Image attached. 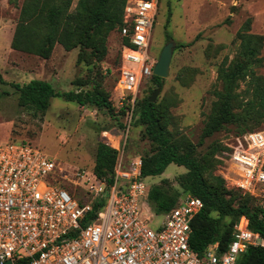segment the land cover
I'll return each instance as SVG.
<instances>
[{
  "label": "rangeland",
  "instance_id": "1",
  "mask_svg": "<svg viewBox=\"0 0 264 264\" xmlns=\"http://www.w3.org/2000/svg\"><path fill=\"white\" fill-rule=\"evenodd\" d=\"M22 1L0 0V72L5 80L0 82V141H26L43 150L58 165L56 183L82 200L84 188L75 173L93 171L96 144L105 140L103 129L113 127L107 144L117 153L127 134L123 149L126 162L137 155L142 159L151 149L150 142L143 136V125L135 120L134 110L137 100L151 94L156 84L143 81L133 101L130 96L120 98L116 81L123 52L116 29L108 35L106 52L100 59L90 54L81 60L79 47L66 50L60 44H55L46 59L13 49L11 39ZM76 1L73 0L71 8ZM247 18L251 19L250 32L264 37V0H159L149 51L158 59L163 45L169 41L167 33L175 46L168 75L161 78L156 98L168 97L174 103L171 107L173 123L169 127L174 133L179 131L186 135L195 144L198 155L214 143L236 146L241 142L235 124L202 140L201 132L215 99L213 90L221 87L218 67L237 56L240 41L235 35ZM196 35L198 38L191 45L176 46L177 42L191 41ZM261 56L263 64L257 73L264 76V45ZM32 78L47 80L58 91L100 87L107 94L111 110L82 105L62 96L51 98L44 111L20 106L14 84ZM245 88L246 82L240 81L238 91L243 93ZM254 129H264V122ZM218 159L222 162L214 167V174L224 178L228 189L248 193L254 197L251 204L260 205L256 196L235 186L233 170L236 169L228 162V157ZM185 171L184 166L170 163L161 174L144 177V181L149 188L162 184L169 190L177 189L181 197L186 192L176 178ZM143 214L152 229L164 218L156 214L148 202L143 205Z\"/></svg>",
  "mask_w": 264,
  "mask_h": 264
},
{
  "label": "built area",
  "instance_id": "2",
  "mask_svg": "<svg viewBox=\"0 0 264 264\" xmlns=\"http://www.w3.org/2000/svg\"><path fill=\"white\" fill-rule=\"evenodd\" d=\"M158 5L159 0L126 2L116 81L122 99L133 101L153 74L157 58L149 48ZM126 136L111 183L94 171L75 173L82 200L56 183L58 165L43 150L26 141H0V264H243L239 257L249 245L264 247V237L242 215L224 250L214 242L201 255L194 252L191 221L203 201L191 194L182 195L152 229L143 214L148 185L142 159L125 161ZM232 147L228 162L236 169L235 186L264 208V129L245 132Z\"/></svg>",
  "mask_w": 264,
  "mask_h": 264
},
{
  "label": "trees",
  "instance_id": "3",
  "mask_svg": "<svg viewBox=\"0 0 264 264\" xmlns=\"http://www.w3.org/2000/svg\"><path fill=\"white\" fill-rule=\"evenodd\" d=\"M126 2L77 0L71 8L73 0H23L11 47L46 59L52 54L55 44H60L66 50L79 47L81 60L90 54L100 59L106 52V39L110 32L121 29ZM250 29L251 19L247 18L235 35L240 41L237 56L230 63L222 62L218 67L217 79L221 87L213 90L215 99L204 120L201 140L234 124L238 129L236 135L241 136L264 122V76L257 73L263 64L261 50L264 37L250 32ZM167 37L172 39L169 33ZM197 38L198 35L191 41L177 42L176 46L191 45ZM149 81L156 84L155 87L162 85V79L154 74L146 80ZM240 81L246 82L243 93L238 91ZM0 82H5L1 72ZM14 87L18 91L20 106L41 111L46 110L51 98L57 96L111 110L107 94L100 87L58 91L51 82L41 78L15 83ZM150 95L139 98L134 110L135 120L143 125V136L151 145V149L142 155V177L159 175L170 163L186 168L177 176V182L186 194L203 201V207L191 221V249L201 255L210 244L218 242L220 250H224L232 239L233 225L242 215L248 218V227L264 237V208L252 205L254 197L248 193L228 189L224 178L213 172L214 167L222 162L218 158L228 157L233 147L228 143H214L198 155L195 144L186 135L179 131L174 133L169 127L174 118L171 99L156 98L152 102ZM119 125L124 128L123 123ZM112 128L103 130L111 133ZM116 158L117 151L107 142H97L93 171L108 184L113 180ZM178 195L177 189L172 191L157 184L148 187L146 202L156 214H164L176 206ZM239 261L264 264V247L249 245Z\"/></svg>",
  "mask_w": 264,
  "mask_h": 264
},
{
  "label": "water",
  "instance_id": "4",
  "mask_svg": "<svg viewBox=\"0 0 264 264\" xmlns=\"http://www.w3.org/2000/svg\"><path fill=\"white\" fill-rule=\"evenodd\" d=\"M175 43L172 39H170L167 43H165L159 53L158 59L153 67V74L159 76L160 78H164L168 75L169 72V64L172 57L173 48ZM160 87L156 86L152 91L149 100L155 101L157 94L159 92ZM3 264H12L10 260L5 261Z\"/></svg>",
  "mask_w": 264,
  "mask_h": 264
},
{
  "label": "bare ground",
  "instance_id": "5",
  "mask_svg": "<svg viewBox=\"0 0 264 264\" xmlns=\"http://www.w3.org/2000/svg\"><path fill=\"white\" fill-rule=\"evenodd\" d=\"M102 134H103V136L105 137V142H110V140H111V133L109 132V130H104L103 132H102Z\"/></svg>",
  "mask_w": 264,
  "mask_h": 264
}]
</instances>
